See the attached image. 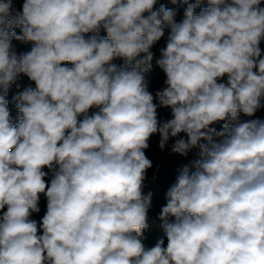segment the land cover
<instances>
[{"label": "clouds", "instance_id": "1", "mask_svg": "<svg viewBox=\"0 0 264 264\" xmlns=\"http://www.w3.org/2000/svg\"><path fill=\"white\" fill-rule=\"evenodd\" d=\"M181 2L177 23L157 0H0V264H264V120L238 122L264 98V0ZM165 24L167 87L153 96L142 73ZM14 36L31 51L12 52ZM20 74L36 88L15 97L14 126L5 97ZM157 103L171 109L162 124ZM156 133L201 158L167 191V247L146 248Z\"/></svg>", "mask_w": 264, "mask_h": 264}, {"label": "trees", "instance_id": "2", "mask_svg": "<svg viewBox=\"0 0 264 264\" xmlns=\"http://www.w3.org/2000/svg\"><path fill=\"white\" fill-rule=\"evenodd\" d=\"M189 3H195V0H188ZM14 6L17 11H22V4L23 0H13ZM164 6L167 9H170L175 12V22L180 23L184 19V12L187 8V4H184L181 2V0H177L176 3H173L172 0H157L156 5L154 6V10H158L159 7ZM264 6V2H262V5ZM208 7L207 3H202L197 6L196 8V14H199L201 8ZM147 15V14H145ZM11 32H14L16 36L21 35V30L19 27H14L10 30ZM170 29L165 24L164 26V36L152 47L151 51L153 52V60L151 61V70L145 71L142 73L145 79V83L148 86V90L155 96V93L157 91L163 90L167 87L165 81L166 76L163 72V70L158 65V60L162 58L161 51L163 47L166 46L167 36L169 34ZM90 35H97L99 38H107V34L103 28L98 33H89L86 35V39ZM33 47L32 43H26L23 41V39L17 40L15 36L12 38L11 42V51L16 53L17 56H20L21 54L27 53L31 51V48ZM260 48H261V54L264 56V38L261 39L260 42ZM112 63H115L117 66H123L124 61L122 59H116L112 61ZM71 66V65H67ZM227 78L224 77L223 81L226 82ZM33 89L35 90L36 85L34 82H32L27 76L20 74L16 81L11 84L8 94L5 97L8 101V108L10 111L11 121L13 125L15 126L20 122L21 114L19 113L17 109V104L19 103L18 100L15 99L20 93H22L26 89ZM99 111V108L93 107L89 109L87 115L91 116ZM157 117L159 122L162 124L172 118L171 109L161 107L157 103ZM84 117L81 115L78 117L79 120H82ZM252 119H259L264 120V98L261 99V107L256 111V113L249 117L245 116L243 113L238 114V122H247ZM223 121L216 122L211 127L215 128L217 131H221L223 129ZM181 136L184 137L185 134L181 133ZM161 137L159 133L153 134L151 138L149 139V147L145 149V155L148 159H150V156L152 154V151H156L158 154V161L160 164H163L164 166L170 165L177 157L178 154L173 153L171 151V146L174 143L175 138H170L168 143L165 145L163 149L159 146V141ZM218 139V138H217ZM201 158V155L198 156V159ZM45 172H48L49 170L47 168L43 169ZM192 171H195L192 170ZM148 170L146 173V178L150 177ZM51 179V173H49L48 176L45 177L46 183H50ZM169 189H165L158 186L151 187L147 194L150 192L151 195V204L148 211L153 213L160 214L161 209L163 206H166L167 203V191ZM146 194V195H147ZM39 208L40 211L38 213H33L31 219H35L38 222L42 220V217L45 215L47 210V199L46 197L41 194L40 200H39ZM174 219V218H170ZM39 234H42V229L39 231ZM163 241V246L167 247V236L162 227L155 228L152 231H148L147 229L144 231L142 242L144 243L146 248H151L156 245L157 242Z\"/></svg>", "mask_w": 264, "mask_h": 264}, {"label": "water", "instance_id": "3", "mask_svg": "<svg viewBox=\"0 0 264 264\" xmlns=\"http://www.w3.org/2000/svg\"><path fill=\"white\" fill-rule=\"evenodd\" d=\"M192 158V149L188 152L187 156L177 155L176 159L168 166L160 164L158 161V154L152 151L150 161L152 167L148 169L149 174L156 180L158 185L162 188L169 189L180 174L184 166H190Z\"/></svg>", "mask_w": 264, "mask_h": 264}, {"label": "built area", "instance_id": "4", "mask_svg": "<svg viewBox=\"0 0 264 264\" xmlns=\"http://www.w3.org/2000/svg\"><path fill=\"white\" fill-rule=\"evenodd\" d=\"M201 155L199 148H193L192 149V158H191V163H190V171L194 170V162L196 161V159L198 158V156ZM176 182V181H175ZM151 188V182H150V177L146 178L144 181V188H143V192L146 195L147 191ZM159 215L158 213H153L148 211L147 213V223H148V231H152L155 228L161 227V223L162 221L159 219Z\"/></svg>", "mask_w": 264, "mask_h": 264}, {"label": "rangeland", "instance_id": "5", "mask_svg": "<svg viewBox=\"0 0 264 264\" xmlns=\"http://www.w3.org/2000/svg\"><path fill=\"white\" fill-rule=\"evenodd\" d=\"M150 182H151V187L158 186V183L156 182V180L152 176H150Z\"/></svg>", "mask_w": 264, "mask_h": 264}]
</instances>
